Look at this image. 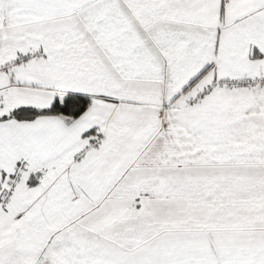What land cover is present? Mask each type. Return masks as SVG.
<instances>
[{
	"label": "snow or ice",
	"instance_id": "1",
	"mask_svg": "<svg viewBox=\"0 0 264 264\" xmlns=\"http://www.w3.org/2000/svg\"><path fill=\"white\" fill-rule=\"evenodd\" d=\"M0 264H264V0H0Z\"/></svg>",
	"mask_w": 264,
	"mask_h": 264
}]
</instances>
